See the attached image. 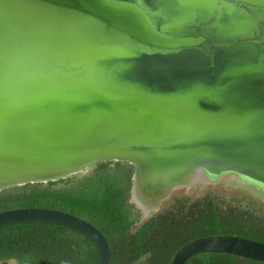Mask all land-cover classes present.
I'll use <instances>...</instances> for the list:
<instances>
[{
	"label": "water",
	"instance_id": "1",
	"mask_svg": "<svg viewBox=\"0 0 264 264\" xmlns=\"http://www.w3.org/2000/svg\"><path fill=\"white\" fill-rule=\"evenodd\" d=\"M108 160L134 165L143 207L197 168L264 192V0H0V191ZM20 223L78 231L109 264L78 216L0 211V228ZM211 252L264 262L262 242L209 235L169 264Z\"/></svg>",
	"mask_w": 264,
	"mask_h": 264
},
{
	"label": "trees",
	"instance_id": "2",
	"mask_svg": "<svg viewBox=\"0 0 264 264\" xmlns=\"http://www.w3.org/2000/svg\"><path fill=\"white\" fill-rule=\"evenodd\" d=\"M107 163L109 161L98 162L84 174L78 173L55 181L27 183L1 190L0 211L39 207L41 204L48 203L64 204L70 197L74 198V195L81 191L83 185L92 186L96 181L91 180L92 176L109 171L110 168ZM114 168L124 170L126 173L125 202L127 210L132 215L138 214V208L133 203L128 202L131 194L130 184L134 171L133 166L127 162L122 164L121 161H117ZM115 201L109 200L110 204ZM131 220H133L132 217L124 226H119L115 220H110L109 226H113L110 228L112 232L109 239L105 236L110 249L109 264H169L173 254L189 240L201 236L227 235L225 233H232L233 231L253 236L255 238L249 239L264 243L263 218L241 209L235 204L223 205L219 199L210 194L194 200L187 197L176 199L170 206L159 210L142 222L133 232L130 231ZM30 224H41L51 230L45 233L49 236L48 245L64 244L63 247L66 252L63 255L65 257L60 260V254L50 256L51 258L48 257L51 259L50 264L95 263L96 251L87 236L72 229L47 223H20L1 227L0 260L15 259V264H32L33 255L26 250L17 254L11 251L15 247L19 249L21 242L25 240L22 238V233L13 230L21 225ZM114 227H116L115 231ZM68 230L72 231L75 236L70 234L63 237L60 235L63 233L62 231ZM82 241L89 243L92 248L86 257L82 251ZM35 256L37 257V255ZM239 259L245 261L246 264H264V262L215 252L196 254L190 257L185 264H234Z\"/></svg>",
	"mask_w": 264,
	"mask_h": 264
},
{
	"label": "rangeland",
	"instance_id": "3",
	"mask_svg": "<svg viewBox=\"0 0 264 264\" xmlns=\"http://www.w3.org/2000/svg\"><path fill=\"white\" fill-rule=\"evenodd\" d=\"M116 162L117 161L114 160L109 161V163H107V166L110 168L109 171L100 172L92 176L91 180H96L92 186L83 185L81 191L77 195H74V198L70 197L64 204L48 203L41 204L39 207L57 209L78 216L93 224L108 239L110 237V233L112 232V229L110 228L113 227L109 226L111 223L110 220H115L117 225L124 226L129 221V218L132 217L133 220H131L132 227L130 231L133 232L140 224H142V222L147 220L159 210L170 206V204H172L176 199L187 197L190 200H194L207 194L219 199V202H221L223 205L235 204L239 208L252 212L264 220V192L254 185L241 182L235 174L231 173L226 174L214 183L193 181L187 186L176 188L168 195V197L161 201L158 209L143 213L138 208L139 213L132 215L128 212L127 204L125 202L127 176L124 170L114 168ZM121 162L122 164L125 163L123 161ZM90 169L91 166L79 173L84 174ZM130 185H132V180ZM109 200L116 201L110 204ZM129 200L128 202L130 203ZM115 228L116 227H114V231ZM48 230L51 231L46 226L41 224L21 225L20 227H17L13 231H19L22 233V238L25 240L21 242L19 249L15 247L12 248L11 251L17 254L20 251L22 252L26 250L29 254L33 255L32 264H50V258L53 255L57 256L59 254L61 258H58L61 260L65 257L63 253L66 252L63 247L64 244H57L55 246L48 245L47 240L49 239V236L45 234L48 232ZM62 232L63 233H60V235L63 237H67L70 234L71 236H75L73 235L72 231L69 230ZM30 233L32 234L29 235ZM225 234L247 239L255 238L238 231H233L232 233L227 232ZM76 237L79 238L78 236ZM81 244L82 251L86 257L92 251L91 245L86 241H82ZM35 255H37V257ZM145 262L146 260L144 263ZM12 264H15V262ZM234 264H246V262L239 259L236 260Z\"/></svg>",
	"mask_w": 264,
	"mask_h": 264
},
{
	"label": "bare ground",
	"instance_id": "4",
	"mask_svg": "<svg viewBox=\"0 0 264 264\" xmlns=\"http://www.w3.org/2000/svg\"><path fill=\"white\" fill-rule=\"evenodd\" d=\"M191 175L192 176H191L190 181L185 186L189 185L193 181H200L203 183H214V182L218 181L220 178H222L223 176H225L226 174L215 173V172L203 169V168H197L193 171V173ZM240 181L244 182L242 180H240ZM182 186H184V185H182ZM180 187L177 186L176 188H180ZM132 200L134 203L136 202L138 204V206H141L139 204L140 201L138 200L137 194L135 191H133V199ZM140 208L143 210V213H147L149 211L157 209V207H149V206H144V207L141 206ZM9 263L10 262H0V264H9Z\"/></svg>",
	"mask_w": 264,
	"mask_h": 264
},
{
	"label": "flooded vegetation",
	"instance_id": "5",
	"mask_svg": "<svg viewBox=\"0 0 264 264\" xmlns=\"http://www.w3.org/2000/svg\"><path fill=\"white\" fill-rule=\"evenodd\" d=\"M108 161H111V160H108ZM123 162H127V161H123ZM127 163H129V162H127ZM130 164V163H129ZM131 165H133V164H131ZM134 166V165H133ZM130 201V200H129ZM7 260H14V259H7ZM14 262H16L15 260H14ZM13 262V263H14Z\"/></svg>",
	"mask_w": 264,
	"mask_h": 264
}]
</instances>
